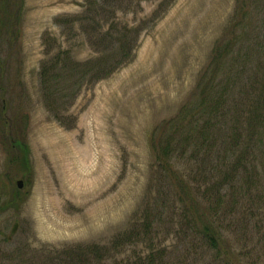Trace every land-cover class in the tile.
<instances>
[{
	"label": "rangeland",
	"instance_id": "rangeland-1",
	"mask_svg": "<svg viewBox=\"0 0 264 264\" xmlns=\"http://www.w3.org/2000/svg\"><path fill=\"white\" fill-rule=\"evenodd\" d=\"M162 1L119 10L123 24L146 27L133 59L77 90L75 77L66 76L67 96L58 101L42 91L43 64L58 56L80 70L93 64L102 33L92 30L89 39L77 21L57 23L82 13L85 0L22 1L18 39L1 56L9 60L0 109L10 120L0 124V203L15 205L0 214V264H48L89 245L108 246L130 230L142 232L149 209L160 210L151 215V233L112 252L118 255L108 264L150 250L165 264H264V146L250 152L247 168L232 170L236 156L228 158L216 173L228 179L219 188L187 157L176 165L187 190L152 168L154 128L193 101L236 7V0H171L154 17ZM6 134L18 140L6 142ZM23 155L27 168L13 166ZM207 226L222 234L221 251L203 235Z\"/></svg>",
	"mask_w": 264,
	"mask_h": 264
},
{
	"label": "trees",
	"instance_id": "trees-1",
	"mask_svg": "<svg viewBox=\"0 0 264 264\" xmlns=\"http://www.w3.org/2000/svg\"><path fill=\"white\" fill-rule=\"evenodd\" d=\"M22 1L0 0L1 93L4 92V72L9 60V57L3 59L1 56L4 47L11 51L13 39H18L20 15L23 13ZM143 1L147 0H85V10L74 16V19L70 20L67 16L58 18L57 23L77 21L89 39H93L92 30L102 33L97 39L102 48L97 52L93 64L84 63L81 70L61 64L60 56L52 63H44L40 71V85L44 95L48 99L56 97L55 100L58 101L67 96L64 92L66 84H62L64 80H68L66 76L75 77L72 83L74 90H77V86H81L88 78L90 84L99 82L131 61L139 37L146 27L123 24L118 20L117 12L133 10ZM170 2L171 0H163L154 17L170 5ZM210 55L208 64L200 73L193 101L184 104L174 117L157 125L150 138L155 159L152 165L154 172L158 171L160 180H166L167 183L186 190L188 184L180 180L177 172L179 170L176 168L181 158L187 157L194 162L197 171L204 173L203 179H214V185L219 188L228 179L218 180L216 173H221L228 158L232 159L234 154L236 156L231 165L232 170L237 166L247 168L249 166L245 160L250 152L256 150L257 153L264 146V0H236L234 15L214 44ZM75 71L80 72L79 76L72 73ZM4 109L5 107L0 109V124L3 125L10 120ZM23 117L21 114V119ZM11 119L15 121L13 117ZM1 139H7L6 142L18 140L11 139L10 134ZM253 161L255 160L250 163L255 165ZM12 163L19 169L28 166L24 155ZM229 174L227 172L225 177ZM208 175L211 178H207ZM17 190L13 192L19 193ZM194 197L196 201V196ZM14 205L13 200L0 203V214ZM152 214L158 215L160 210L155 214L152 209L148 210L142 232L130 230L120 235V240L117 238L108 246L89 245L72 255V258L66 252L62 259L52 258L47 263L108 264L110 258L118 255H112V252L125 249L132 243H140L143 238L148 237L152 230ZM203 235L212 247L218 252L221 251L222 234L207 226ZM31 262L30 260L29 263ZM119 264L165 263L150 250L147 254L139 253L124 259Z\"/></svg>",
	"mask_w": 264,
	"mask_h": 264
},
{
	"label": "water",
	"instance_id": "water-1",
	"mask_svg": "<svg viewBox=\"0 0 264 264\" xmlns=\"http://www.w3.org/2000/svg\"><path fill=\"white\" fill-rule=\"evenodd\" d=\"M18 184H19V186H20V188H21V186H22V184H23V183H22V180H19V181H18ZM17 226H18V224L15 223L14 226H13V228H12L11 235H12V233L14 234V233L16 232ZM11 235H10V238H11Z\"/></svg>",
	"mask_w": 264,
	"mask_h": 264
}]
</instances>
